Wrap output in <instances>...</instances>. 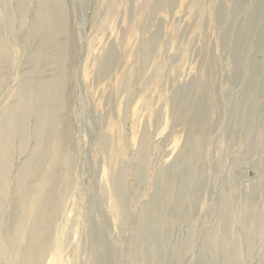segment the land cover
Masks as SVG:
<instances>
[{
    "label": "rangeland",
    "instance_id": "374dc122",
    "mask_svg": "<svg viewBox=\"0 0 264 264\" xmlns=\"http://www.w3.org/2000/svg\"><path fill=\"white\" fill-rule=\"evenodd\" d=\"M155 1L65 0L69 33L59 40L69 47L64 116L71 134L67 155L76 152L75 181L53 233L55 250L43 264L86 261L95 251V232L104 242V264H147L130 251L140 215L167 171L172 199L162 213L167 224L156 231L162 264H232L228 236L238 244L240 264H264V0H161L151 10ZM17 7L0 0L1 36L10 48L0 70V114L14 105L21 83L57 74L50 61L33 63L38 41H30L28 32L37 0L26 20ZM109 54L113 59L103 72ZM205 103L201 126L192 130ZM192 140L200 142V158L185 151ZM115 149L122 151L116 160ZM30 150L16 154L7 168L5 198H16L15 179ZM113 166L124 181L120 218L113 207ZM189 177L194 182L186 188ZM227 195L235 216L228 231L222 224ZM247 207L259 227L245 228ZM13 211L8 201L2 213L8 228ZM3 256L0 251V264H6Z\"/></svg>",
    "mask_w": 264,
    "mask_h": 264
},
{
    "label": "bare ground",
    "instance_id": "6f19581e",
    "mask_svg": "<svg viewBox=\"0 0 264 264\" xmlns=\"http://www.w3.org/2000/svg\"><path fill=\"white\" fill-rule=\"evenodd\" d=\"M14 1L18 6L17 14L20 13L21 18L26 20L33 0ZM64 3L65 0H37L38 14L28 32L30 41L32 39L38 41L33 56L34 65L38 67L43 61H50L49 63L57 68V74L51 79H41L37 82L31 76L21 83V92L16 96L14 105L5 108L0 114V251H4L3 261L6 255V264H43L48 254L55 250L53 233L65 211L66 198L74 188L73 165L76 152L67 155L71 145V134L69 123L64 116L68 99L65 90L69 72L65 64L69 56V47L65 41L59 40L61 36L69 33L68 13ZM150 5L151 10H156L162 6V1L156 0ZM48 49H53L54 55H48ZM149 53L150 49L144 51L145 60ZM8 55L10 48L1 36L0 25V70L3 69ZM112 59L113 55L109 54L103 72L108 70ZM206 111L208 105L205 103L196 114L192 130H197L201 126L200 119ZM199 143L197 140L190 141L185 151L191 149L200 158L202 150ZM31 145L33 148L30 150ZM29 150L28 160L19 169L15 179L16 186L18 185L16 198H5L11 188L7 168L13 163L16 154L27 153ZM121 152L117 149L112 150L114 160L121 155ZM140 156L142 163L146 164L145 149L141 151ZM61 164L66 166L64 173L58 172ZM115 167L113 166L110 171V179L115 196L113 207L116 216L120 218L121 200L125 191L123 176ZM172 181L170 172L161 174L156 195L145 212L140 215L138 237L130 251L132 258L134 256L139 261L143 259L147 264H162V259L159 257L163 245L156 236V231L167 224V219L162 213L172 199L170 189ZM193 182L194 177L187 178L184 182L185 187H191ZM8 201L14 210L11 228L4 224L2 218L3 209ZM184 201L181 197L177 209H182ZM229 201V195L225 196L222 224L227 231L235 221ZM245 214L243 223L246 229L259 227V218L251 208L247 207ZM7 231L10 239L6 241ZM215 238L213 234L210 242ZM93 239L95 251L86 257V261L82 258L77 260L76 264H104L100 260L103 239L97 232L94 233ZM227 239V259L232 264H240L238 244L230 236ZM178 260L180 256L176 255L174 262Z\"/></svg>",
    "mask_w": 264,
    "mask_h": 264
}]
</instances>
